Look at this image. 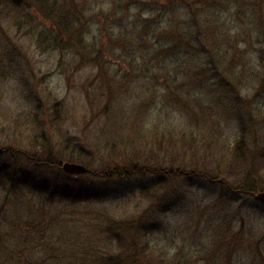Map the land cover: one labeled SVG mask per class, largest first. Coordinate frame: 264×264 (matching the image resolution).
<instances>
[{"label":"rangeland","instance_id":"rangeland-1","mask_svg":"<svg viewBox=\"0 0 264 264\" xmlns=\"http://www.w3.org/2000/svg\"><path fill=\"white\" fill-rule=\"evenodd\" d=\"M0 149L96 193L0 178V244H59L43 264H264V0H0Z\"/></svg>","mask_w":264,"mask_h":264},{"label":"trees","instance_id":"trees-1","mask_svg":"<svg viewBox=\"0 0 264 264\" xmlns=\"http://www.w3.org/2000/svg\"><path fill=\"white\" fill-rule=\"evenodd\" d=\"M190 35V37H189ZM192 32L188 31L187 32V43L191 44L192 46L196 45L198 41H196L195 38L191 37ZM197 42V43H196ZM187 49V48H186ZM188 50V49H187ZM187 55V54H186ZM66 148L71 149L72 151H77V152H82V148L79 147L78 145L72 144L70 140H67L66 143ZM7 151V150H4ZM37 160V159H36ZM38 164H49V160H37L36 161ZM14 162H1L0 163V178L2 179V183L4 186H8V188H15L19 184L26 185L27 183H30L34 189L37 190L39 199L41 201V204L46 206L54 203H61L62 201H68L65 204H79V203H86L88 200L90 201V196L89 194H96L94 191L92 192L91 189L87 188L84 184L80 183L79 186H72L67 183H63L60 178H54L52 179L49 178H37L34 176V179L36 181H31L29 180V176L25 175L23 169H20V171L16 168V164L14 165ZM90 198V199H89ZM32 218V217H30ZM37 218V217H33ZM32 218V219H33ZM139 222L137 221L134 225L138 224ZM107 233L110 234V236H114V238L117 240L122 241V236L118 234V232L123 231V225L121 223H116L114 222L111 225H107ZM150 225H146L144 223H141L139 225L134 226L135 233H133L132 230V236H133L139 231L140 233L142 232L143 235H148L151 230ZM36 228H38V231H43V233L50 234V237L54 235L55 230H56V225H52L49 228L47 226H44L43 224H39L38 226H35V232ZM12 236L10 237V242L9 244H0V264H43L47 261H49L48 256L51 254V252L56 251L57 249L60 248L58 246L59 244H22L20 241L21 239L18 238L19 234L17 232L11 234ZM116 235V236H115ZM48 238V236H47ZM111 245L112 248L114 245L118 244H106ZM119 245H124L126 247H137L140 244H119ZM143 246L142 250L145 248H149L150 244H141ZM40 246H43L41 249ZM134 250V249H131ZM46 251H50L49 254H46ZM129 257H137L135 253H129L127 254ZM109 260H111V263H115V258H113L110 254H107ZM122 261V260H121ZM118 262L116 264H123V262Z\"/></svg>","mask_w":264,"mask_h":264},{"label":"water","instance_id":"water-1","mask_svg":"<svg viewBox=\"0 0 264 264\" xmlns=\"http://www.w3.org/2000/svg\"><path fill=\"white\" fill-rule=\"evenodd\" d=\"M15 3L20 4L24 0H13ZM2 149H0V152ZM62 168L65 172L73 175L86 174L91 170L84 164L78 162L65 161L62 164ZM254 198L264 205V190L254 194Z\"/></svg>","mask_w":264,"mask_h":264},{"label":"flooded vegetation","instance_id":"flooded-vegetation-1","mask_svg":"<svg viewBox=\"0 0 264 264\" xmlns=\"http://www.w3.org/2000/svg\"><path fill=\"white\" fill-rule=\"evenodd\" d=\"M24 1H25V0H24ZM24 1H23V2H24ZM23 2H22V3H23ZM22 3H21V4H22Z\"/></svg>","mask_w":264,"mask_h":264}]
</instances>
